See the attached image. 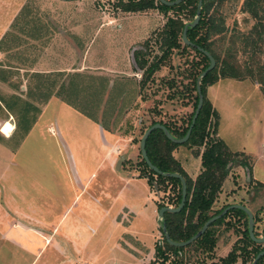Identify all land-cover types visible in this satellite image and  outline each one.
<instances>
[{
	"label": "rangeland",
	"instance_id": "obj_1",
	"mask_svg": "<svg viewBox=\"0 0 264 264\" xmlns=\"http://www.w3.org/2000/svg\"><path fill=\"white\" fill-rule=\"evenodd\" d=\"M118 1L29 0L31 25L23 33H17L19 39L12 38L9 51L2 53L0 58L13 67V75L10 74L9 78L12 79V87L18 89L17 85L21 82L34 88L37 78L29 75L34 71L49 73L55 77L57 85L51 88L52 92L67 78L66 73L80 72L87 76H104L110 81L109 89L115 84L111 93L102 97V103L93 104L91 109L97 111V118L102 117L105 122L111 124L109 131L118 132L120 138H130V141L121 139L123 144L128 142L122 152L126 149L130 151L128 156H131L119 163V167L123 166L120 172L126 176L124 174H127V171L134 172L132 169L140 173L148 172L141 163L139 141L151 121L160 119L175 127L187 124L193 110L195 91L192 90L185 69L195 54L192 51L182 54L175 51L154 73L152 79L141 85V72L135 68L133 51L139 48L144 50L145 45H149L148 48L152 50L149 58L157 52L155 33L163 26L166 16L157 9L124 11L117 6ZM244 1L213 0L209 15L224 18L226 28L225 37L212 36L213 47L220 57H225L231 62H238L242 66L246 62V66L253 65L257 69L256 75L260 76L258 70L264 67V43L253 59L251 49L244 51L242 37L250 34L257 22L243 9ZM260 10L264 14V0ZM170 14L171 11L168 12V15ZM232 38L236 41L233 42ZM4 70L0 68L1 72ZM58 72L63 74L58 75ZM21 75H24V78ZM46 85L40 88L44 90ZM210 86L206 89L209 91L207 98L218 114V125L216 132L212 126L209 132L214 138H219L225 143L233 158L228 164V173L213 202L211 213L226 204L242 203L256 212L259 218L256 230L260 237L264 234V94L261 85L259 86L251 76L244 80L221 78L212 84L211 89ZM10 88L0 85V95L8 96ZM93 91L87 87L82 94L94 98ZM25 92L23 91V97H26ZM171 95L172 97H169ZM55 103L60 104L53 101L40 123H49L53 119L51 121L55 126V112L52 111H55ZM44 104H40V107ZM11 119L17 126L16 114H12ZM12 130L13 128L7 129L10 133ZM42 131L43 138L33 134L20 155L26 163L23 171H27L28 178L38 180L40 185L52 187L55 186V168H62L60 157H56L59 162L56 161L55 166V150L58 151L59 148L64 154L65 149L46 127L42 128ZM23 133L21 126H17L13 145L17 144V138ZM0 135L4 137L1 132ZM1 140L0 143H3ZM202 149L203 147L200 152ZM197 150L198 148L186 143H176L172 152L185 175L192 179L202 170L201 157L196 154ZM2 152L4 151L0 144V155ZM243 160L249 163L252 171L244 167ZM97 162L91 157L86 162V169L94 170ZM114 176L109 170L100 169L92 191H97L94 187L97 181L104 182L108 200H111L120 187ZM156 176L158 175L155 173L152 175L153 184H149L145 179L131 180L116 197L110 212L113 214L120 205V226L111 221L110 215L101 226L90 224V229L94 231L87 229L91 238L87 248L76 255L83 261H79V264H148L153 259L155 245L162 243V233L157 236L155 218L158 210L156 214L152 211L155 204L153 198L158 196V203L166 202L167 198L172 196L169 193L171 183L166 181L157 184ZM125 207L131 209L127 210ZM226 220H230V224L224 222L215 228L216 242L211 255L195 250L198 248L196 245L191 247L188 252L192 254L191 264H219L220 259L225 257L234 245L244 244L247 217L230 215ZM62 226L64 227V224ZM119 239L133 246L138 256L127 255L118 250L117 246L121 244ZM253 247L263 248L264 243L251 244L248 247L249 255L243 249L244 252L238 250L237 260L231 264H252L253 252L250 250ZM262 263L264 264V258Z\"/></svg>",
	"mask_w": 264,
	"mask_h": 264
},
{
	"label": "trees",
	"instance_id": "obj_2",
	"mask_svg": "<svg viewBox=\"0 0 264 264\" xmlns=\"http://www.w3.org/2000/svg\"><path fill=\"white\" fill-rule=\"evenodd\" d=\"M262 1L263 0H245L243 4V9L249 12L257 21L252 28V32L242 37L244 51L247 52L248 49L252 50L251 59H253L254 55L261 50V46L264 43V14L260 12ZM212 3L213 0H202L199 22L197 25L189 27L187 30V39L194 44L191 46L184 44L181 36L185 24L192 22L196 15L198 0H184L179 4L172 6L165 5L159 0H119L117 2V6L124 11L137 12L146 9H157L166 16L163 26L155 33L154 43L157 45V52L149 58V53L152 51L148 48L149 45H145L144 50L139 48L133 51L135 68L141 72V78L139 80L141 85H145L150 81L154 73L165 64L175 51H179L181 54L187 53V51H192L195 54L191 63L189 62L190 65L185 69L187 72L186 76L189 77L190 83L192 84V90L195 91L193 110L187 124L183 127H175L159 119L151 121L149 125L145 127V130L155 122H160L167 127L174 137H182L188 129L198 100L196 79L209 63L207 56L204 55L203 52H200L197 49V46L209 51L216 60L215 67L200 81L203 94V104L195 120L190 136L188 140L184 142L189 146L198 148L196 154L201 157L202 170L195 179L188 178L185 175V172L180 167L177 159L172 155L176 143L170 141L161 129L153 130L148 135L145 142L147 155L155 166L164 172H179L186 180L187 195L183 208L179 212H165L163 215V223L165 224L166 231L173 241L188 239L201 228L209 217L219 213L224 208L223 206L211 213L213 202L228 173L227 165L229 162L233 161V158L230 152H228L225 143L219 138H214L209 132L210 126H212L214 132L217 131L218 114L213 108L210 100L207 98V86L214 84L221 78L229 77L244 80L247 76H251L256 80L259 86L261 85L264 94V67H261L258 70L260 76H257V69H255L253 65L249 66L248 64V66H246V62L242 66L238 62H231L225 57H220L216 53V50L213 47L214 40L212 36L219 37V35H221L225 37L226 28L224 18H216L213 15H209ZM169 11H171L172 14L168 15ZM29 17L30 9H28L27 3V5L21 10L19 16L15 19L13 30L8 32L1 39V52L6 53L9 51L10 43L7 42L9 37H11L10 42H12V38L15 40L19 39L17 33H23L25 29L27 30L29 25H31L29 23L31 21ZM231 40L233 42L236 41L235 38H232ZM3 72L9 71L4 70ZM58 73V75L63 74V72ZM29 75L31 77H36L37 81L34 88H31L30 86L26 87V97L13 93L8 98L2 96L0 98L6 109L11 114H16L18 119L17 126H21L22 131L24 132L23 134L27 133L35 122L40 113V104L46 103L52 95L59 97L65 103L78 109L91 119L100 122L105 129H111V124L105 122L102 117L100 119L97 118V111L91 109L93 104H101L103 101L102 97L107 93L110 94L115 88L114 84L109 89L110 81L108 78L104 76H87L80 72L66 73L67 78L63 79V81L57 86L56 90L52 92L53 90H51V88H55V84L57 85L55 77L51 76L49 73L38 71L31 72ZM97 84L98 86H96ZM44 85L46 86L44 90H42L40 87ZM18 86L19 84L17 87ZM87 87L94 90L93 95L95 100L93 97H88V95L82 94L87 90ZM169 97H172V95ZM18 104L20 105L17 110L16 107ZM103 112L104 111H102V114ZM1 138L0 135V140ZM201 147H203V149L200 152ZM141 163L148 172L140 173V175L146 177L149 184H153L152 175L157 173L146 165L142 156ZM242 164L244 167L252 171V168L247 161L243 160ZM157 175V184L166 181L171 183L169 193L172 195L167 198L166 202H158V208L170 204L177 206L181 198L180 180L174 177H165L160 174ZM231 214L248 217L247 213L242 209H231L221 218L211 223L199 238L187 246L178 247L169 244L162 233V243L155 245L154 257L148 262V264H191L192 254H188V252L194 245L198 247H194L195 250L211 255L216 242L215 228L224 222L230 224L226 218ZM243 242V245H234L233 249L230 250L225 257L220 259L219 264H231L235 262L238 257V250L243 249L245 253H248V255L250 254L248 247L255 242L249 235L248 227L246 228ZM262 249L264 248L256 249V247H253L250 250L253 252V260L257 253ZM243 250L242 252H244ZM263 258L264 256L259 260L258 264H263ZM196 262L199 261L196 260Z\"/></svg>",
	"mask_w": 264,
	"mask_h": 264
},
{
	"label": "crops",
	"instance_id": "obj_3",
	"mask_svg": "<svg viewBox=\"0 0 264 264\" xmlns=\"http://www.w3.org/2000/svg\"><path fill=\"white\" fill-rule=\"evenodd\" d=\"M28 2L29 0H0V41L13 30L15 19ZM2 53L0 51V55ZM9 65L0 58V68L9 71L0 72V85L11 87L8 90L10 94L0 95V98H8L13 93L23 96V91H26V83H19V89L12 87L13 82L9 76L13 75V67ZM21 77L24 78V75ZM211 88L212 85L209 89ZM208 94L209 91H206V95ZM53 101L60 103H55V111L52 110L55 112V126L51 121L53 119L49 123H40ZM11 118L12 114L0 100V132L4 135L1 140L3 143H0L4 151L0 155V264L82 263V259L76 255L81 254L88 246L91 234L88 235L87 229L92 230L90 224L101 226L110 215L111 221L120 226V205L113 214L110 212L116 197L131 180L147 181L136 169H132L134 172L127 171V174H124L126 176L120 172L123 166L119 167V163L131 157L128 156L130 151L125 149L122 152L125 145H128V142L123 144V140L130 141V138H120L118 132L105 129L100 122L86 116L57 96L51 97L40 107L35 122L27 133L17 138L15 145L13 137L16 134V126ZM45 127L52 136L57 137L65 149L64 154L59 148L58 151L55 150V166L58 161L56 157H60L62 168H55V186L52 187L40 185L36 179H29L27 171H23L26 163L20 155L33 134L43 138L42 128ZM8 128H13L11 133L7 131ZM91 157L98 162L94 170H87L86 162ZM102 168L114 173L120 186L111 200H108L104 182L97 181L94 186L97 191H92L98 171ZM157 198H153L155 204L152 211L155 214L158 210ZM125 209L129 210L131 207ZM131 213L136 216L133 211ZM157 218L158 216L156 221ZM156 225L158 236L161 230L158 223ZM86 235L88 236L83 237ZM119 242L118 250L127 255L138 256L133 246L122 242L121 239Z\"/></svg>",
	"mask_w": 264,
	"mask_h": 264
},
{
	"label": "water",
	"instance_id": "obj_4",
	"mask_svg": "<svg viewBox=\"0 0 264 264\" xmlns=\"http://www.w3.org/2000/svg\"><path fill=\"white\" fill-rule=\"evenodd\" d=\"M64 1H70V0H64ZM160 2H162L165 5L168 6H172V5H176L179 4L180 2L184 1V0H159ZM201 6H202V0H198V4H197V9H196V15L194 17V19L192 20V22L185 24L184 28H183V32H182V41L184 44L187 45H194L192 42H190L187 39L186 33L189 27H194L195 25H197V23L199 22L200 16H201ZM197 49L200 52H203L204 55L207 56L209 63L207 65V67L200 73V75L197 77L196 79V90H197V94H198V100H197V104L193 113V116L191 118V122L188 126V129L186 130L185 134L182 137H174L169 130L167 129V127L160 123V122H155L154 124L150 125L142 134L140 141H139V150H140V154L143 158V160L145 161L146 165L153 170L154 172H156L157 174H160L162 176L165 177H174V178H178L181 182V198H180V202L177 206H170V205H164L158 208V213H157V223L159 228L161 229V232L164 234L165 239L167 240V242L173 246H178V247H183V246H187L190 243H192L193 241H195L197 238H199L204 232L205 230L208 228V226L215 222L216 220H218L219 218H221L224 214H226L229 210L231 209H242L243 211H245L248 215V219H249V234L250 237L252 238L253 241L257 242V243H264V235L263 236H256L255 235V217H254V213L252 212V210L245 206L244 204H240V203H235V204H230L228 206H226L225 208H223L219 213L212 215L211 217H209L204 224L201 226V228L191 237H189L186 240H181V241H173L168 232L166 231V227L165 224L163 223V215L165 212H170V213H176L179 212L186 201V195H187V187H186V180L185 178L182 176V174H180L179 172H164L161 169H159L157 166H155L149 159L146 149H145V142L146 139L148 137V135L155 129H161L163 131V133L165 134V136L172 142L174 143H184L188 140L190 133L192 131L193 125L195 123V120L199 114V111L202 107L203 104V94L201 91V86H200V81L201 79L209 72L211 71L215 65H216V60L213 57V55L203 49L202 47L197 46ZM264 256V249H262L261 251H259L256 255V257L253 260L252 264H258L259 260Z\"/></svg>",
	"mask_w": 264,
	"mask_h": 264
},
{
	"label": "flooded vegetation",
	"instance_id": "obj_5",
	"mask_svg": "<svg viewBox=\"0 0 264 264\" xmlns=\"http://www.w3.org/2000/svg\"><path fill=\"white\" fill-rule=\"evenodd\" d=\"M229 163H231V162H229ZM227 169H228V165H227ZM194 179H195V178H194ZM230 204H235V203H230ZM230 204H226V205L224 206V208H225L226 206L230 205ZM240 204H242V203H240ZM247 207H248V206H247ZM249 208H250V207H249ZM252 212H253V211H252ZM253 213H254V217H255V227H254V228H255V230H254V231H255V235H256V236H259V233H257V230H256V228L258 227V224H259V218H258V216L256 215V212H253ZM231 215H234V214H231ZM240 216H244V215H240ZM240 216L237 215L238 218H240ZM245 217H246V216H245ZM226 219H227V218H226ZM247 220H248V222H247L248 226H247V227H248V230H249V219H248V217H247ZM227 221L230 222V220H227ZM247 227H246V228H247ZM245 231H246V229L244 230V232H245ZM161 233H162V232H161ZM249 235H250V234H249ZM263 235H264V234H263ZM263 235H262V236H263ZM243 236H245V233H244ZM263 248H264V247H263Z\"/></svg>",
	"mask_w": 264,
	"mask_h": 264
}]
</instances>
